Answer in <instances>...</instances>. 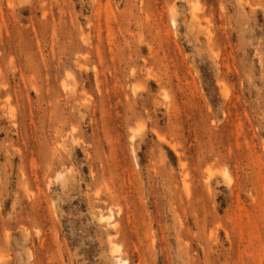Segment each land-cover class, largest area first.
Listing matches in <instances>:
<instances>
[{
    "label": "rangeland",
    "instance_id": "rangeland-1",
    "mask_svg": "<svg viewBox=\"0 0 264 264\" xmlns=\"http://www.w3.org/2000/svg\"><path fill=\"white\" fill-rule=\"evenodd\" d=\"M119 258L264 264V0H0V264Z\"/></svg>",
    "mask_w": 264,
    "mask_h": 264
},
{
    "label": "bare ground",
    "instance_id": "bare-ground-1",
    "mask_svg": "<svg viewBox=\"0 0 264 264\" xmlns=\"http://www.w3.org/2000/svg\"><path fill=\"white\" fill-rule=\"evenodd\" d=\"M193 5H195V3L193 4ZM195 11V10H194ZM134 138V137H133ZM227 174V173H226ZM226 177V176H225ZM187 186V185H186ZM187 188H188V186H187ZM118 264H126V262H123L120 258L118 259Z\"/></svg>",
    "mask_w": 264,
    "mask_h": 264
}]
</instances>
